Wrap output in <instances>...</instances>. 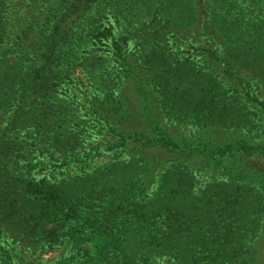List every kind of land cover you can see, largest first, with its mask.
<instances>
[{"label":"rangeland","instance_id":"1","mask_svg":"<svg viewBox=\"0 0 264 264\" xmlns=\"http://www.w3.org/2000/svg\"><path fill=\"white\" fill-rule=\"evenodd\" d=\"M233 1L223 0L224 3ZM54 2L0 1V36L3 38L1 42L3 46L9 43L21 45L18 52L10 53L3 63L0 61V174L6 171L9 176H19L15 174L16 167L11 159L19 152L33 163H37L28 176L29 181L49 183L55 179H67L62 180L67 183L66 191H76L78 182L85 183L88 189H91L93 185L89 184L86 178L111 159L115 153L114 143L120 140L111 132L114 128L117 129V133L124 134L145 128L153 135H157L160 128L175 139L184 137L190 141L207 139L210 131H202L196 124L188 122L189 118H183L182 112L176 110L177 105L174 109H163L162 104L157 101V94L151 95L145 91L144 86L148 88L149 85L152 86V75L149 73L151 76H146L144 67L151 65L156 71L165 54L166 57L173 58V61L169 62L172 65L176 64L175 59L179 61L190 59L195 65L202 66L200 69L211 71L214 83L233 85L234 89L240 91V84H243V87L264 104V42L246 39V45L251 52L247 58L244 59L242 56L243 46L237 48L239 51L237 57H228L223 49L225 44L221 33L213 29L214 26H219L218 22L212 21L213 7L220 4L219 1L177 0L175 9L185 3L187 7H183L187 11L181 14L173 12L171 17L174 18L169 21V26L164 25L163 33L157 35L152 31L144 33L143 29L131 32L126 30L130 26L127 23L128 19H131L129 9L137 5V0H103L98 4L102 9L96 7L100 15L95 14L94 18L90 13L86 17V21L97 20L96 36L99 37L97 43L93 45L92 38L85 39L81 46L75 49L73 47L78 42L71 37L66 45L63 43L59 47L57 44L59 50L55 60L48 62L45 67L36 69L31 61L35 57H41L36 55L34 47L38 39L45 38L38 37V30L40 26L43 28L47 26L49 20H57L59 4ZM237 2L238 4L231 5L229 11L238 10L240 7L242 12L250 13V26H257L259 30L264 31V13L254 14L253 0ZM154 5V9L159 11L155 2ZM63 21L65 22L60 23L57 34L64 35L62 27L69 21L67 19ZM133 21L136 24L140 20ZM149 29L153 30L155 27L149 26ZM47 31L50 32L49 28ZM102 34L107 35L108 39L102 37ZM244 40L245 37L236 44L242 45ZM114 49L122 55V64L113 57ZM21 51H29V60L22 67L18 64V58L22 57ZM139 56L144 59L143 65L139 63ZM225 61L231 63L237 70L238 76L235 79L227 72V66L223 64ZM28 65L31 69L26 75L31 77L32 67L36 69L32 76L33 80L30 78L17 85V78ZM102 67L107 71L102 76L95 77L92 69L99 70ZM43 80L46 82L45 87L42 86ZM135 82L139 85L136 88ZM104 92L112 93L113 103L109 104L111 97L106 99ZM235 101L239 107V99L236 98ZM17 105L23 106L28 112L24 115L22 109L15 111ZM251 105L257 106L254 102H251ZM98 113L103 114L107 121L100 122L101 116H98ZM14 114L17 120L21 121L15 123V130L12 131ZM144 114H150L156 124L146 122L143 126ZM249 115L254 122V131L250 126L247 129L258 146L256 151L252 152L244 141H240L239 152L234 151L231 156L225 154L220 164L204 162L205 158L201 154L185 160V170H190L188 173L192 185L191 199L188 198L185 203L190 213L196 209L198 203L201 201L205 203L206 199L201 197L200 193L209 187L210 183L212 186L209 193L215 199L227 194L241 199V205L235 204L234 210L240 211L244 206H248L246 210L241 211L243 216H253L254 212L264 209V115L261 112ZM26 130L29 133L24 134ZM246 133V129H242L239 134L237 132L230 134V131H227L215 136L224 140L235 135L241 140ZM66 147L72 148L78 157L74 156L66 167H57L55 157L61 154L60 149ZM164 151L165 149L152 146L141 148L138 142L125 144L120 157L124 161L143 159L142 157L147 159V163L145 161L142 171L137 175L138 182L133 185V189L136 193L139 191V195L145 187L146 194L156 187L162 167L159 161L167 157ZM39 160L45 163H39ZM128 167L130 168L131 164L125 165V171ZM128 179L134 181L131 175H126L125 180ZM9 183L4 187L6 203H15L14 205L19 206L23 201V189L19 188L18 183L11 181ZM194 195L200 197L194 198ZM76 196L81 194L78 193ZM244 199H247L248 203ZM229 204L226 205L228 211L231 209ZM9 208L10 215L14 212L17 214L13 219L12 216L10 218L6 216L8 223L3 225H23L20 215L18 216L21 214L18 208L12 205H9ZM173 214L174 212L170 214L171 218ZM240 225H262L263 229L254 238L250 250L257 251V255L264 252V215L258 221H241ZM40 230L43 231L44 228ZM9 235H13L12 231ZM39 235L42 236V233ZM8 237L10 241L12 237ZM18 241L21 243H15L17 254L14 257L17 264H60L64 263L65 257L71 253L75 254L69 243L47 247L42 238L38 241L23 240L20 237ZM84 246L91 249L89 243ZM156 258V264H171L168 255Z\"/></svg>","mask_w":264,"mask_h":264},{"label":"trees","instance_id":"2","mask_svg":"<svg viewBox=\"0 0 264 264\" xmlns=\"http://www.w3.org/2000/svg\"><path fill=\"white\" fill-rule=\"evenodd\" d=\"M0 1L7 3L10 0ZM39 1L43 0H32L33 3ZM53 1L59 4L58 17L57 20H49L44 28L39 27L38 37L45 38L38 39L34 47L36 55L41 57H35L31 61L36 69L45 67L48 62L55 60L59 50L57 44L59 47L63 43L66 45L71 37L77 39L78 43L73 47L75 49L81 46L85 39L92 38L93 45L99 40L96 36L97 20L86 21V17L90 13L93 17L95 14L100 15L96 7L103 0ZM176 1L137 0V5L129 9L131 19H128L127 23L130 26L126 30L131 32L143 29L144 33L152 31L157 35L162 34L163 26L166 24L169 26V21L174 18L171 17L173 12L181 14L187 11L183 7L186 6L185 3L176 10L174 6ZM208 1L220 2L213 7L212 21L219 23V26H214L213 29L221 33L225 44L223 49L228 57H237L239 54L237 48L243 46L242 56L244 59L247 58L251 52L246 45V39L264 42V31L249 24L250 13L242 12L240 7L238 10L229 11L232 4H238L237 0L232 3H224L223 0ZM154 2L159 11L154 9ZM98 8L102 9V6ZM253 9L254 14L264 13V0H253ZM65 19L69 22L62 27L64 35L57 34L60 23L65 22L63 21ZM134 19L140 21L135 24ZM149 26L155 29L150 30ZM102 37L107 38V35L102 34ZM243 37L245 40L242 41V45H237L236 42ZM2 39L0 36V61L3 63L10 53L18 52L21 45L9 43L3 46ZM20 54L22 57L18 58V64L22 67L29 60V51H21ZM112 55L122 64L123 57L117 50L114 49ZM163 57V62L158 63L156 71L151 65L144 67L145 75H152V86L149 84V88L144 86L145 91L151 95L157 94V101L162 104L163 109H174L177 105L176 110L182 112L183 118L188 117V122L196 124L202 131H210L207 134L208 138L193 141L186 137L175 139L160 128L157 135L148 133L145 128L124 134L117 133V129L114 128L111 132L120 139L114 143L115 153L108 162L100 166L102 168L93 171L92 175L86 178L89 184L93 185L91 189H88L85 183L78 182L76 191H66V182L62 180L67 179H55L49 183L29 181L28 176L37 163H33L31 159L18 152L11 159L16 167L15 174L19 176H9L6 171L0 174V264H17L14 260L17 254L15 243H21L18 241L20 237L23 240L38 241L42 238L47 247L71 244L75 254L71 253L64 258V263L60 264H156V257L161 255H168L171 264H264V252L257 255V251L250 250L254 238L263 229L262 225H240L241 221L260 220L264 215V209L254 212L253 216H243L241 211L246 210L248 206L235 211L234 205H241L242 201L231 194L215 199L209 193L211 183L200 193L201 197L206 199L204 204L203 201L198 203L192 213L185 206L192 194L188 173L190 170H185V160L201 154L205 158L204 162L220 164L225 154L231 156L234 151L239 152L240 141H244L252 152L256 151L258 146L247 129L250 126L253 130L254 122L248 115L256 112L264 115V104L243 87V84H240V91L234 89L233 85L214 83L213 73L205 68L200 69L202 66L195 65L190 59L183 61L175 59L176 64L172 65L169 62L173 61V58L166 57V54ZM139 61L140 65H143V57L139 56ZM223 64L227 66L229 75L235 79L238 72L234 66L228 61ZM34 66L31 77L26 75L31 69L30 65L21 71L16 81L17 85L30 78L33 80L32 76L36 71ZM103 69L104 67L99 70L94 68L92 72H95V77L102 76L107 71ZM45 85L46 82H42V86ZM137 86L139 85L135 82V88ZM103 95L106 99L111 97L109 104L113 103L111 92H104ZM236 98L239 99V107ZM251 102L257 106H252ZM18 109L24 110L21 105H17L15 111ZM22 112L25 115L28 111ZM97 115L101 116L100 122L107 121L103 114ZM143 118V126L146 122L156 124L150 114H144ZM13 120L12 131L15 130V123L21 121L17 120L15 114ZM242 129H246L247 133L241 140L235 135L224 140L215 136L227 131H230V134L233 132L239 134ZM27 133L28 130L24 134ZM255 136L258 138V135ZM128 142H138L141 148L152 146L165 149L167 157L159 161L162 163L160 177L156 187L149 194H146V187L140 195L139 191L136 193L133 189V185L138 182L137 175L142 171L147 159L142 157L144 160L136 158L124 161L120 158ZM60 152L61 154L55 157L57 167H66L74 156L78 157L72 148L66 147L60 149ZM38 162L45 163L42 160ZM126 164L128 166L131 164V167L125 171ZM126 175H131L134 181L125 180ZM9 181L18 183L19 188L23 189V201L19 206L14 205L15 203H6L4 187L10 184ZM78 193L81 196H76ZM200 195H194V198H199ZM227 204L231 208L230 211L227 210ZM9 205L18 208L21 213L18 216L20 215L23 225H3L8 223L6 216L9 218L12 216L13 219L17 214L14 212L10 215ZM4 212L6 213L3 214ZM172 212L174 214L171 218ZM33 219L35 221H32ZM36 228L38 231H35ZM40 228L44 230L41 231ZM11 231L13 235H9ZM8 236L12 237L10 241L7 239ZM86 243L91 245V249L84 246Z\"/></svg>","mask_w":264,"mask_h":264}]
</instances>
